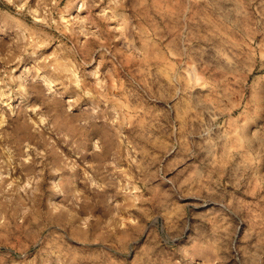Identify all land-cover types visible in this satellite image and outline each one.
Instances as JSON below:
<instances>
[{"label": "clouds", "instance_id": "1", "mask_svg": "<svg viewBox=\"0 0 264 264\" xmlns=\"http://www.w3.org/2000/svg\"><path fill=\"white\" fill-rule=\"evenodd\" d=\"M0 264H264V0H0Z\"/></svg>", "mask_w": 264, "mask_h": 264}]
</instances>
